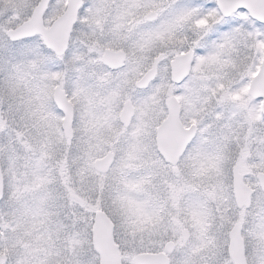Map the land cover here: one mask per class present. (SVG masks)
<instances>
[{
    "label": "rangeland",
    "instance_id": "374dc122",
    "mask_svg": "<svg viewBox=\"0 0 264 264\" xmlns=\"http://www.w3.org/2000/svg\"><path fill=\"white\" fill-rule=\"evenodd\" d=\"M38 1L0 0V19L31 13ZM178 2L97 0L103 6H126L118 14L123 28L113 30L110 43L102 46L98 38L90 43L85 39L83 45L75 43L73 50L80 57L67 65L53 58L13 69L0 68V167L2 175L7 168L13 176V201L17 205L15 214H6L8 209L0 203V260L11 256L13 264L25 261L21 243L10 242L9 235L5 236L7 229L18 235L24 229L20 226L26 224L65 228L72 219L73 224L81 223L80 207L72 196L112 219L114 236L124 250L121 264H131L128 257L140 251H162L168 241L175 244L171 262L200 264L201 259L203 264H211L209 261L219 259L226 227L230 231L240 222L244 228L248 213L235 207L231 170L237 166L245 185L256 192V174H264V116L261 104L248 95L250 82L245 81L257 73L259 53L264 49L256 40L257 34L237 31L215 60L191 66V88L181 86L177 92V87L164 79L156 91L150 87L136 92L133 83L146 62L151 65L155 56L150 59V55L155 49L146 36L125 48L137 31L127 34L129 27L144 15H159ZM152 3L157 8L145 11L143 5ZM101 12L106 15L105 9ZM195 15V10L186 12L166 29L164 43L174 57L183 54L180 48L190 43L183 34L184 24L192 21L194 27L203 29L212 19L205 17L197 23L192 19ZM44 25L47 27V21ZM93 35L103 37L98 27ZM193 46L194 42L189 50ZM105 49H121L127 54L124 68L113 77L107 76L102 66ZM163 78V73H158L155 82ZM56 86L65 91L74 109L71 140L63 137V115L53 119L49 108ZM170 96L179 102L183 125L198 129L193 144L206 146L203 158L193 161L197 166L181 164L179 175L161 161L153 141L156 128L166 117L164 102ZM127 100L135 115L130 127L124 129L118 112ZM131 131L136 135L131 136ZM108 151L115 154L114 160L122 155L124 163L100 175L93 163ZM187 173L189 179L182 180ZM181 229L190 235L184 245ZM245 233L251 248L250 264H264V227L257 223ZM23 239L21 235L15 238ZM57 264H63V259Z\"/></svg>",
    "mask_w": 264,
    "mask_h": 264
},
{
    "label": "snow or ice",
    "instance_id": "6c2138e0",
    "mask_svg": "<svg viewBox=\"0 0 264 264\" xmlns=\"http://www.w3.org/2000/svg\"><path fill=\"white\" fill-rule=\"evenodd\" d=\"M261 3L264 6V0H261ZM157 6L156 3H152L143 5V8L147 11L149 8L156 9ZM123 7L126 6L119 3L103 6L97 3V0H80L79 5L68 4L66 0H49L40 16L41 24L43 25L47 21V27L24 35L18 34L22 29V21L31 22L34 13H24L19 18L7 16L0 19V68L13 69L25 64L42 63L43 60L53 58L66 65L72 63L80 57L78 51L73 50L75 43L79 42L83 45L85 39L90 43L91 39L98 38L100 45L103 46L113 40V30H122L123 28L118 20V14ZM101 9H105L106 15L101 12ZM192 10L196 11V15L192 19L197 23L205 17H211L212 19L209 20L208 27L203 29L194 27L192 21L184 24L183 34L190 43L184 44L180 48V52L187 54L190 44L194 42L191 50L192 60L190 66L203 64L206 60H215L217 58L216 54L225 48L229 40H233L234 33L237 31L249 35L257 34L256 40L264 49V14L258 13L253 6L247 3L239 4L230 13L226 14L220 0H179L178 3L169 5L154 20L137 29L129 38L127 44L124 45L127 48L129 44L139 43L145 36L148 41L153 43L155 50L151 53L150 59L151 56H155L159 60L158 73H163L164 77L150 85L154 91L163 86L164 79L171 82L170 65L174 60V56L169 53L168 47L164 43L167 37L166 29L171 28L182 18L184 13ZM59 18H64L65 30L62 35L57 36L54 22ZM97 27L103 33L102 38L93 35ZM248 42L251 43L252 41L249 40ZM41 54H43L42 57ZM161 56H163V59H161ZM259 60L264 62V50L259 53ZM57 78L53 76L54 80ZM7 82L6 77L5 84ZM175 86L177 92H179L181 86L185 90L191 88L192 73L189 72L188 76L182 81L175 82ZM255 103L264 104V97H257ZM49 108L54 113L53 119L58 120L63 115V109L57 110V105L54 103L49 102ZM130 134L135 136L136 132L131 131ZM205 152L206 146L194 145L190 140L185 145L180 160H200ZM157 155H159L162 162H165L163 153L158 152ZM117 163H124L122 155L113 161V166L115 167ZM3 173L0 177V203H3L8 209L6 214H15L17 205L13 201L15 189L13 176L7 168L3 170ZM261 180L264 181V175L261 176ZM229 202H233L231 193H229ZM246 211L248 215L245 217L244 228L241 229L240 234L245 237L244 255L247 259L251 254V248L245 229L253 230L257 223L264 227V195L261 194L259 189L249 198ZM236 227L240 228V224H237ZM12 247H15V245ZM154 254L157 256L164 255L160 251H156ZM0 264H13L11 256L7 260H0ZM17 264H22V262L17 261ZM171 264H177L175 259ZM217 264H234L228 227H226L224 233V243L219 252Z\"/></svg>",
    "mask_w": 264,
    "mask_h": 264
},
{
    "label": "water",
    "instance_id": "95a60500",
    "mask_svg": "<svg viewBox=\"0 0 264 264\" xmlns=\"http://www.w3.org/2000/svg\"><path fill=\"white\" fill-rule=\"evenodd\" d=\"M49 0H40L33 9L34 15L31 18V22L26 21L22 23V29L18 33L19 35L27 34L31 31H40L44 27L41 24L40 16L44 11L45 6ZM80 0H68V4L79 5ZM221 5L224 6L226 14L230 13L231 10L239 4H249L260 13L264 14V6H262L261 0H220ZM156 13H151L146 16L147 21H152L156 18ZM55 23V34L60 36L64 33V18H59ZM163 59V56H161ZM192 60L191 51L187 54L177 56L174 58L170 65L171 68V81L175 82L182 81L187 75ZM125 61V54L123 52H114L105 50L102 56L103 65L112 69L117 70L123 66ZM159 60L155 59L152 64V68L135 84L137 89H145L157 76V66ZM249 95L253 98L264 97V62H262L259 74L252 81ZM53 100L57 108L63 109V122L62 130L66 139L73 138V132L71 129L73 119V109L65 93L58 87L55 88L53 94ZM165 107L167 109V117L160 124L156 130V148L157 152L163 153L164 160L166 163L175 167L179 157L184 151L185 145L193 138L196 127L191 126L188 130H185L182 126L179 114L180 108L175 97H170L165 101ZM262 112L264 114V104H262ZM134 115V109L129 102H126L119 116L120 123L125 127H129L131 119ZM113 153H107L103 158L98 159L93 164V169L100 174H106L112 163ZM264 174H258L257 179L260 183L261 189L264 192V181L261 180V176ZM0 177L1 167H0ZM232 190L235 200V204L238 209L246 208L249 204V198L252 196V191L245 186L243 183V175L237 171L234 167L232 171ZM184 239L187 238L186 231H183ZM234 264H246L244 259L243 240L240 236V228L236 225L233 227L229 234ZM94 246L99 255L101 256V264H119L118 253L116 247L112 242L111 236V224L105 218L102 213L97 214L94 228ZM173 250V244L168 243L165 246V253L170 254ZM163 256L142 254L138 255L133 259V264H169L167 255Z\"/></svg>",
    "mask_w": 264,
    "mask_h": 264
},
{
    "label": "flooded vegetation",
    "instance_id": "af4514ba",
    "mask_svg": "<svg viewBox=\"0 0 264 264\" xmlns=\"http://www.w3.org/2000/svg\"><path fill=\"white\" fill-rule=\"evenodd\" d=\"M146 16H147V14L144 15L142 17V19H138L136 22L132 23L129 27L127 34H131L135 29H139L144 24L149 23L150 21L146 20ZM109 50H111V49H109ZM112 51L123 52L125 54V62L123 64V66L118 70H112L106 66H103V64H102V66L107 71V76H109V77H113L117 72L121 71L124 68L126 60H127V54L125 51H123L121 49L112 50ZM154 60H155V58L152 60L151 65H149V63L147 61L145 67L140 70L138 78L133 83V88L136 92H144V91L148 90L150 88V85H152L155 82L156 79L151 81V83H149L147 88H145L143 90L137 89L135 87V84L151 69ZM259 61L260 60H258V62ZM260 64H261V61H260ZM256 70H257L256 72H258L259 67ZM256 74L254 73V76ZM254 76L252 77V79L254 78ZM252 79H251V81H252ZM251 81H250V83H251ZM249 86H250V84H249ZM56 87H58L60 90H62L65 93V91L63 89H61L59 86H56ZM56 87H54L53 93H52L51 101L53 103H54L53 94H54ZM252 99H254V98H252ZM254 100H256V99H254ZM126 102H129L131 104V106L133 107L132 103L129 100H127L123 103L122 108L118 112V122L121 126H122V124L119 121V116H120V113H121L123 106ZM166 114H167V112H166ZM134 115H135V109H134ZM134 115H133V117H134ZM73 119H74V109H73ZM73 119H72V125H73ZM180 120H181V113H180ZM131 122H132V120H131ZM181 123L183 125L182 121H181ZM130 125H131V123H130ZM129 127H127V128L123 127V128L128 129ZM189 127L184 126L185 130H188ZM61 130H62V125H61ZM156 130H157V128H156ZM156 130L154 132V138H153L155 150H156ZM72 131H73V128H72ZM197 134H198V129L196 127V132H195L193 138L191 139L192 142H196V140L198 139V138H196ZM73 135H74V132H73ZM108 152H112V151H108ZM156 153H157V150H156ZM180 157H179L178 162L174 168L170 164L164 162L165 165L172 168V172L174 173V175H179V173H180L179 168H180L181 164H183V166H186V167H188V166L192 167L191 165H193L195 167L197 166V164H195L193 161H190V160L181 161ZM114 159H115V154H114ZM234 167H236L238 169L237 166H233L232 169ZM188 174L189 173H187L183 177L182 180L189 179ZM182 175H183V171H182ZM191 178H193V176H191ZM256 180H257V176H256ZM257 183H258V189L260 190L261 194L264 195V192L262 191L258 180H257ZM231 189H232V186H231ZM251 190L253 193H255V191L253 189H251ZM253 193H252V195H253ZM232 196H233V193H232ZM76 198H77V200H76ZM72 200L77 201L75 203H77L80 207L78 212H80V216H82L81 217V223H74L73 224V219H72L70 221L69 225L65 226V228H59V226L53 225V224L52 225H46V226L45 225L39 226V224H36V225L26 224V225L20 226V227H24V229L21 230L22 233L18 234V235L15 234V232H13L12 229L6 230V232L8 234L7 235L5 234V236L9 235V241L10 242L15 241L17 244L21 243L19 247L21 248L22 255L25 259L23 264H57V263H59L60 258L63 259V264H92L93 262H97V264H101V256L99 255V253L95 249L94 240H93L94 239V228H95L96 216L99 213H102L106 217V219L111 223V226H112V232H111L112 242H113L114 246L116 247V250L118 253L119 264H121V259L124 257V250H123V246L120 244V242H118L116 240V238L114 236V225H113L112 219H110L102 211H96V210L94 211L92 209H88L86 206V203L83 202L81 199H79L77 196H72ZM233 200H234V198H233ZM234 204H235V201H234ZM237 211L238 212H247L246 209H237ZM92 221H93V223H92ZM237 224H240V230H241L243 225L240 222H236L232 226V228ZM232 228H231V230H232ZM231 230L229 231V234H230ZM183 231H186V235H187L186 239H184ZM19 235H21L24 238L22 241H16L15 240V238H17ZM39 237H40V240H39ZM180 239H181V242L183 245L187 244V242L189 241L190 235L186 229L180 230ZM168 243L173 244L172 252L170 254H167L169 264H171L170 257L174 252L175 244L171 241L166 242V244H168ZM166 244L163 246L162 251L159 250L160 252L165 253ZM243 244H244V248H245L244 240H243ZM134 247H139V245L134 244ZM155 252H141L140 251V252L135 253L130 258L128 257V259L130 260L131 264H133V259L136 256L142 255V254L155 255L154 254ZM207 259H209V258H207ZM244 259H245L246 264H250L249 256L246 259L245 255H244ZM4 260H6V257L4 258ZM209 260H207V261H209ZM218 260L219 259L214 258V261L211 260L209 262L211 264H213V263L217 264ZM251 261L253 262L252 259H251ZM199 262H200V264H203L204 261L200 259L198 261V263Z\"/></svg>",
    "mask_w": 264,
    "mask_h": 264
}]
</instances>
